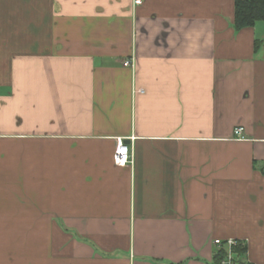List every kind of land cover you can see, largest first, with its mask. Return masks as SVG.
<instances>
[{
  "label": "crops",
  "instance_id": "1",
  "mask_svg": "<svg viewBox=\"0 0 264 264\" xmlns=\"http://www.w3.org/2000/svg\"><path fill=\"white\" fill-rule=\"evenodd\" d=\"M134 1L0 0V264H264V20Z\"/></svg>",
  "mask_w": 264,
  "mask_h": 264
},
{
  "label": "built area",
  "instance_id": "2",
  "mask_svg": "<svg viewBox=\"0 0 264 264\" xmlns=\"http://www.w3.org/2000/svg\"><path fill=\"white\" fill-rule=\"evenodd\" d=\"M143 0H135V4H141ZM125 65L131 63L130 60H126ZM234 133L239 138H245L244 127H236ZM133 153L131 151L130 145L124 138H118V143L115 151V163L118 166H127L132 164ZM217 249V255L220 257V264H240L242 259L241 253H239V248L241 246L246 247V241L238 239L237 237H227V238H216L213 241Z\"/></svg>",
  "mask_w": 264,
  "mask_h": 264
},
{
  "label": "trees",
  "instance_id": "3",
  "mask_svg": "<svg viewBox=\"0 0 264 264\" xmlns=\"http://www.w3.org/2000/svg\"><path fill=\"white\" fill-rule=\"evenodd\" d=\"M235 17L234 24L237 29L254 25L259 20H264V0H234ZM246 247L241 246L239 253L244 254ZM213 264H220V257L216 254ZM240 264H252L241 259Z\"/></svg>",
  "mask_w": 264,
  "mask_h": 264
}]
</instances>
